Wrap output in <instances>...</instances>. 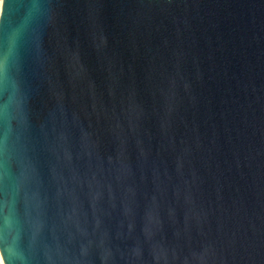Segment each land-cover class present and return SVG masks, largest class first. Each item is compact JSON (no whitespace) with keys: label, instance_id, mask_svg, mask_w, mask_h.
Returning a JSON list of instances; mask_svg holds the SVG:
<instances>
[{"label":"water","instance_id":"obj_1","mask_svg":"<svg viewBox=\"0 0 264 264\" xmlns=\"http://www.w3.org/2000/svg\"><path fill=\"white\" fill-rule=\"evenodd\" d=\"M3 264H264V0H0Z\"/></svg>","mask_w":264,"mask_h":264},{"label":"bare ground","instance_id":"obj_2","mask_svg":"<svg viewBox=\"0 0 264 264\" xmlns=\"http://www.w3.org/2000/svg\"><path fill=\"white\" fill-rule=\"evenodd\" d=\"M0 264H3L2 258H1V254H0Z\"/></svg>","mask_w":264,"mask_h":264},{"label":"built area","instance_id":"obj_3","mask_svg":"<svg viewBox=\"0 0 264 264\" xmlns=\"http://www.w3.org/2000/svg\"><path fill=\"white\" fill-rule=\"evenodd\" d=\"M1 2V1H0Z\"/></svg>","mask_w":264,"mask_h":264}]
</instances>
